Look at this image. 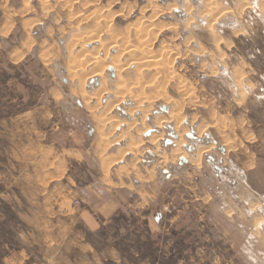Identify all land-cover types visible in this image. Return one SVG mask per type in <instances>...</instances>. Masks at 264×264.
Returning <instances> with one entry per match:
<instances>
[{
  "label": "rangeland",
  "instance_id": "obj_1",
  "mask_svg": "<svg viewBox=\"0 0 264 264\" xmlns=\"http://www.w3.org/2000/svg\"><path fill=\"white\" fill-rule=\"evenodd\" d=\"M51 1V4H44L43 0H35V3L47 6L49 20L54 19L57 26L61 25L60 17L73 14L77 8L75 4L73 8L71 3L69 6L61 5L63 0ZM186 1L88 0L90 4L84 8L86 18L89 14L93 18L88 16L90 19H85V29L73 36L59 31L69 53L62 59L59 54L55 56V59L60 58L63 62H55L52 68L54 74L51 88L55 99L59 101L55 117L61 119L59 125L66 126L67 131L69 127L79 130L80 134H75L78 138L73 140L81 142L83 147L79 143L80 147L73 152L81 153L83 157L80 160L77 157L71 158V154L67 153L69 151L59 147L66 138L72 140L73 129L67 132V136L64 133H53L50 126L42 125L40 120L36 122L37 129H33L29 127L31 119L25 115L22 117L27 119L21 123L0 120V264H205L201 262L204 258L201 245L208 242L211 248H217L218 256L223 255L225 258V261L221 260L217 264H254L242 252L246 253V249L254 250V246L257 247L255 250H259L262 244L256 241L257 244L253 242L247 248V236L244 243L243 234L231 227H223L224 216L210 210L217 205L224 208L226 199H222V192L218 189L220 186H212L210 178L206 182L205 174L214 171L213 166L206 167L205 162L223 160L225 171L230 170L227 164L231 162L242 168L249 179L247 185L245 183L246 188L256 191L257 195L251 201L243 197L239 201L234 199L235 205L245 208L249 206L252 211L258 209L264 214V0H189L194 8L188 13H182ZM133 10V17H127ZM118 13L122 14L115 19ZM94 17L98 20L101 17L102 23L106 22V17L107 29L100 32L98 44L88 43L87 40L84 43L82 36L86 39L87 33L98 30ZM68 18L74 19L72 15ZM136 22L137 27L141 22L138 29ZM143 26L156 32L153 31L154 35H151V31L145 28L149 32H143ZM141 30L144 39L139 34ZM133 31L135 34L138 31L137 35L141 37L135 38ZM124 37L125 41L128 40L127 44ZM111 38L115 46L109 44ZM141 40L145 41L141 43ZM79 41L81 45L75 53L73 50L77 49L75 45ZM150 42L152 46L144 47L149 46ZM123 44L127 48L132 44V50L128 52ZM134 44L140 49H136ZM111 46L115 50L110 51L108 48ZM159 49L160 52L163 50L162 53L158 52ZM153 56L159 59L156 65V57ZM81 58L95 66L81 71L86 73L82 75L83 78L81 74L79 77V74L74 73ZM160 58L164 60L163 63ZM159 65L162 70H170L161 73L158 71ZM72 70L73 77L70 74ZM141 70L147 74L143 71L145 74L140 76ZM126 75L132 77L129 79ZM164 75L167 77L163 78ZM116 77L118 84L125 81L119 84L123 85L121 88L115 82ZM83 79H86L85 83ZM126 80L128 84L132 82L131 85ZM139 82L145 83L143 87ZM140 87L143 89L139 92ZM30 90L32 94L35 93L36 87L32 85ZM1 94L5 95L0 87ZM118 95H121L120 99ZM12 111L13 108L4 109L0 102V119ZM42 115V111H39L36 117L43 118ZM108 117L116 118L112 127L107 122L103 125L104 118ZM157 119L159 122L162 119L161 124ZM89 123L95 131L97 126L103 125L102 132L106 134L102 135V140L96 133L92 140L87 137L86 126ZM111 128L115 133L108 131ZM107 143H110L109 146ZM121 149L124 154L119 153ZM126 151L133 154L135 159L143 155L142 164L154 162V155L159 160H167L166 166L175 163V159L180 156L190 160L187 175H181L175 182L188 193L187 198H193V245L188 244L191 242L189 235L183 237L185 242L182 241L183 245L176 247L175 257L166 255V259H162L157 256V249L168 253L167 248L173 244L166 241L167 236L162 234L166 247L160 248L154 235L157 231L153 230L152 238L147 235L143 229V214L138 208L133 211L131 207L130 215L120 213L112 221L105 220L99 226H95L84 211L89 208L85 200L82 201V196L88 194L87 187L93 183L99 185L106 182L112 164L122 158ZM206 154L213 159L208 161ZM188 174L193 175V187L188 186ZM231 175L235 173L231 171ZM228 186L230 190L239 189L234 182ZM212 190L214 194H211ZM247 195V192H243L242 196ZM163 208L167 214L171 212L168 205ZM229 212L227 215L232 213ZM262 217L254 219L255 228L263 222ZM208 223H218L221 228L217 224L215 227L218 226L220 230L211 226L214 229L211 231ZM170 232L168 235L175 237ZM254 236L258 240L264 238V228L256 231Z\"/></svg>",
  "mask_w": 264,
  "mask_h": 264
},
{
  "label": "crops",
  "instance_id": "obj_2",
  "mask_svg": "<svg viewBox=\"0 0 264 264\" xmlns=\"http://www.w3.org/2000/svg\"><path fill=\"white\" fill-rule=\"evenodd\" d=\"M50 2L52 1L43 0L44 4H51ZM71 6L75 8L73 3H71ZM46 9L47 6L35 3V0H0V87L5 94L0 95V102L4 109L6 107L13 108L11 113L5 114L0 120L21 123L30 118L32 123L29 121V127H33V129H37L36 122L40 120L42 125L50 126V131L53 133H64L67 136V132L73 128L69 127L67 131L66 126L59 125L61 119L55 117L59 101L55 99V93L51 88L54 74L52 68L55 62L59 63V60L63 62L61 59L69 53L66 43H62L63 39L61 40V38L63 36L59 35V31H62L65 35L73 36L84 30L87 22L68 18L70 16L65 14L59 18L61 25L57 26L54 19L49 20L48 10ZM78 12L83 13V15L86 13L84 9L75 8L73 15ZM133 12L134 10L127 17L130 18ZM118 16H121V14H115V19ZM84 22H86L85 25H83ZM54 32H57V34L55 35ZM82 40H85L84 36H82ZM80 45L81 41L76 43L75 48L77 49L73 52L76 53ZM58 54L61 59H55ZM32 85L36 87V92L33 94L30 90ZM39 111H42L43 118L36 117ZM23 115L27 118L22 117ZM71 131L72 140L66 138L59 147L63 151H69L70 153H67L68 155L71 154V158L77 157L80 160L79 158L82 159L83 155L73 152L80 147L79 143L81 142H74L75 140H73L76 137L78 138L75 134L80 133L77 129ZM86 131L87 137H91L90 140L93 139L92 136L95 133L97 134L91 123L86 126ZM89 131L90 135L88 134ZM68 135L70 136L69 133ZM71 141L72 143H70ZM154 157L155 164L154 162L142 164L143 155L135 159L133 154L126 153L121 159L112 164V171L106 182L99 179L103 184H91L87 187L89 189L88 194L81 196L82 201L85 200L84 203L89 206L84 211L95 226L102 225L108 219L112 221L123 212L130 215L129 208L131 207L134 208L133 211L138 208L143 214L142 218L145 221L143 229L147 235L152 238L153 230H156L157 234L154 235L160 248L162 246L166 247L165 241L162 240L165 239L163 235L167 236L166 241L173 244V246L170 245L167 248L168 253L167 251L163 253L162 249L156 251L159 258L166 259V255L175 257L176 247L183 245L182 241L185 242L183 237L189 235L191 242L188 244L193 245V198H187L188 193L184 192V189L175 182V179H178L181 175H187L190 160L180 156L175 159V163L166 166L167 160H159L156 155ZM206 158L208 161L213 159V157H207V154ZM134 159L136 163H134ZM227 165L235 175H231L230 170H224L223 160L216 159L209 161V163L205 162V166H213L212 170L214 171L212 174H205L206 182L210 178L212 186H220L218 189L222 192V199H226L224 208L217 205L210 210L215 214L221 213L224 216L223 227H231L239 234H243V240L247 236L248 243L246 244L244 240L245 245L248 246L247 248H250L253 242H260L262 247H259V250H255L257 248L255 246L253 247L254 250L245 248L247 254L241 251L240 246H238V250L240 248L245 257L254 264H264V238L258 240L254 236L256 231H262V228H264V217H262L263 222H260L257 228L253 226L254 219L261 215L264 216V214L260 213L258 209L252 211L249 206L247 208L244 206L237 207L234 202V199L239 201L242 197L251 201L254 195H257V192L251 188L249 190L246 188L249 179L242 168L233 162ZM145 170L152 171V173L148 174ZM179 170H182V174L178 172ZM188 175L190 176L188 186L193 187V175ZM232 182L237 185L238 190L236 188L230 190L231 188L228 185ZM210 192L214 194L215 191ZM243 192H247L248 195L242 196ZM211 194H208L210 198ZM165 205H168L171 209L169 214L163 208ZM229 211H232V213L227 215ZM217 224L208 223L207 225L210 227L209 230L213 231L214 229L212 230L211 226L215 227ZM218 226L221 228L219 224ZM218 226L215 227L217 231L220 230ZM178 229L182 230L177 232ZM164 231H171L170 233L176 238L169 236L168 232L165 233ZM212 238L214 240V237ZM201 249L203 250L201 254L204 255L201 262L217 264L221 260L225 261L223 255H217V248L210 247L209 242L202 244ZM236 254L242 256L239 253ZM190 256L192 258V253H190Z\"/></svg>",
  "mask_w": 264,
  "mask_h": 264
},
{
  "label": "bare ground",
  "instance_id": "obj_3",
  "mask_svg": "<svg viewBox=\"0 0 264 264\" xmlns=\"http://www.w3.org/2000/svg\"><path fill=\"white\" fill-rule=\"evenodd\" d=\"M74 1H75V0H65V1L63 0L62 3H64L63 5H67V6H69V3H72V2H73V4H75L77 8H81V9H84L86 5L89 6V3H88L86 0H77V1H75V2H74ZM91 4H92V3H91ZM61 5H62V4H61ZM67 6H66V8H68V9L71 8V6H70V7H67ZM193 8H194V6H193L192 2L188 0V2L186 1V4L184 5V7H183V9H182V13H186V12L188 13V12L191 11ZM71 9H72V8H71ZM130 9H131V8H130ZM152 10H153V9H152ZM101 11H102V10H101ZM154 11H156V10H154ZM73 12H74V11H73ZM68 13L70 14L71 11L69 10ZM133 13H134V12H133ZM159 13H160V12H159ZM203 13H206V12H203ZM119 14H120V13H119ZM121 14H122V13H121ZM129 14H130V13H129ZM129 14H127V15H129ZM70 15H73V14L71 13ZM70 15H69V16H70ZM90 15H91V14L87 15V18H89ZM92 15H93V14H92ZM109 15L112 16L111 14H109ZM109 15H108V18H109ZM127 15H126V16H127ZM154 15H156V14H154ZM186 15H187V14H186ZM203 15H204V14H203ZM88 16H89V17H88ZM94 16H95V15H94ZM189 16H190V15H189ZM66 17H67V16H66ZM73 17H74L75 20H80V21H81V20L86 21L85 19H87V18H86V14L83 15V13L80 14V12H78L77 14H74ZM96 17H97V16H96ZM96 17H94V18H96ZM98 17H99V16H98ZM98 17H97V18H98ZM103 17H104V16H103ZM132 17H133V16H132ZM153 17H154V16H153ZM186 17H187V16H186ZM90 18H93V17H90ZM90 18H89V19H90ZM97 18H96V20H97L98 22H96V20H94V21H95L94 24L97 26V29H98V30H97V31H94V32H92V33H90V32L87 33V35L85 36L86 39L84 38L85 41L87 40L86 42L91 43V44H92V43H93V44H98V39H99L98 37H99V35H100V32L102 31V33H103V32L107 29V28H106L107 25L105 26V24L107 23V18H106V17L104 18V20L106 19V20H105V21H106L105 23H102V21L100 20V19H102L101 17H100V19H99L100 21H99ZM67 19H68V18H67ZM109 19H110V18H109ZM109 19H108V20H109ZM189 19H190V18H189ZM139 20H140V19H139ZM186 20H187V19H186ZM80 21H77V22H80ZM149 21H151V20H149ZM149 21H147V22H149ZM187 21H188V20H187ZM191 21H192V20H191ZM81 22H82V21H81ZM91 23H92V22H91ZM139 23L141 24V22H139ZM189 23H190V20H189ZM189 23L187 22L186 25L188 26ZM71 24H72V23H71ZM140 24H139V26H140ZM143 24H144V23H143ZM95 25H94V26H95ZM112 25H113V24H112ZM136 25H138L137 22L135 23V26H136ZM144 25H145V24H144ZM139 26H138V27H139ZM150 26H151V28H153V27H152L153 25H150ZM109 27H110V26L108 25V28H109ZM111 27H112V26H111ZM132 27H134V25H132ZM136 27H137V26H136ZM138 27H137V29H138ZM148 27H149V26H148ZM189 27H190V26H189ZM144 28H145V26H143V30L147 29V27H146L145 29H144ZM149 28H150V27H149ZM151 28H150V29H151ZM123 29H124V28H123ZM135 29H136V28H135ZM137 29H136V30H137ZM150 29H147V30L151 31L152 29H151V30H150ZM154 29L157 30L156 28H154ZM108 30H109V29H108ZM136 30H135V31H136ZM143 30H141L140 33H139V34H142V37L144 36V33H142ZM149 31H148V32H149ZM153 31H154V30H153ZM153 31H151V35H154V34H152ZM133 32H134V31H133ZM137 32H138V31H137ZM137 32H136V34H135V32H134V34H135V35H134L135 38H136L137 36H140L139 34L137 35ZM143 32H147V31L145 30V31H143ZM148 32H147V33H148ZM154 32H156V31H154ZM159 32H160V31H159ZM159 32H157V33H159ZM98 33H99V34H98ZM128 33H129V32H128ZM104 34H105V33H104ZM145 34H146V33H145ZM122 35H123V34H122ZM123 36H126V35H123ZM129 36H130V35H129ZM78 37H79V36H78ZM100 37H102V36H100ZM117 37L119 38V35H117ZM120 37H121V35H120ZM140 37H141V36H140ZM148 37H149V35H148ZM148 37H147V38H148ZM79 38H80V37H79ZM118 38H116V39H118ZM128 38H130V37H128ZM144 38H145V37H143V39H144ZM152 38H154V37H152ZM152 38H151V39H152ZM155 38H156V35H155ZM111 39H112V40H111ZM111 39H110L111 42H109V44H113V45H114V42H112V41H114V40H113V38H111ZM140 39H142V38H140ZM119 40H122V39H119ZM132 40H134V39H132ZM132 40H131V41H132ZM147 40H148V39H147ZM152 40H153V39H152ZM152 40H151V41H152ZM85 41L83 40L82 42L86 43ZM124 41H125V37H124ZM124 41L122 40L121 42L124 43ZM127 41H128V40L126 39L125 44H127V43H126ZM131 41H130V42H131ZM138 41H139V40H138ZM143 41H145V40H141V43H142ZM136 42H137V41H136ZM146 42H148V41H146ZM152 42H153V41H152ZM152 42H150L151 44H149V46H146V45H148V43H145V42H144V44H146V45H145V46L142 45V46H144V47H148V48H149L150 45L152 46V44H153ZM128 43H129V42H128ZM117 44H118V43H117ZM137 44H138V43H137ZM137 44H136V45H137ZM162 44H163V43H161L160 46H162ZM99 45H100V43H99ZM115 45H116V44H115ZM115 45H114V46H115ZM118 45H119V44H118ZM123 45H124V44H123ZM123 45H122V46H123ZM129 45H130V44H129ZM129 45H127V46H129ZM114 46H111L110 48H108V47H109V46H108L107 48H108L110 51H111L112 49L115 50ZM124 46H125V45H124ZM124 46H123V47H124ZM133 46H135V44H134ZM142 46L139 45V47H142ZM97 47H99V46H97ZM100 47H101V46H100ZM125 47H126V46H125ZM131 47H132V44H131ZM131 47H128V48L126 47V50H127V51H128V50H132L133 47H132V48H131ZM162 47H163V46H162ZM117 48H118V47H117ZM117 48H116V49H117ZM135 48H136V46H135ZM135 48H134V49H135ZM160 48H161V47H160ZM96 49H97V48H96ZM98 49H99V48H98ZM124 49H125V48H124ZM136 49H138V46H137ZM139 49H140V48H139ZM139 49H138V50H139ZM143 49H144V48H143ZM99 50H100V49H99ZM101 50H102V49H101ZM103 50H104V49H103ZM126 50H125V51H126ZM141 50H142V49H141ZM141 50H140V53L143 51V50H142V51H141ZM167 50H168V49H167ZM94 51H95V50H94ZM96 51H97V50H96ZM116 51H117V50H116ZM116 51H115V53H117ZM125 51H124V52H125ZM162 51H163V50H162ZM162 51L160 52V49H159L158 52L162 53ZM164 51H165V50H164ZM100 52H101V51H100ZM105 52H106V51L104 50V53H105ZM128 52H129V51H128ZM131 52H132V51H131ZM147 52H148V51H147ZM149 52H150V50H149ZM165 52H166V51H165ZM102 53H103V51H102ZM106 53H107V52H106ZM106 53H105V55H106ZM133 53H134V52H133ZM142 53H143V52H142ZM160 53H159V54H160ZM81 54H82V53H81ZM119 54H120V56H121V53H120V52H119ZM126 54H128V53H126ZM151 54H152V53H151ZM167 54H168V53H167ZM169 54H170V53H169ZM172 54H173V53H172ZM95 55H96V53H95ZM143 55H144V54H142V57H143ZM147 55H149V54L147 53ZM147 55H146V56H147ZM157 55H158V54H157ZM157 55H156V56H157ZM93 56H94V55H93ZM98 56H99V55H98ZM113 56H115V55H113ZM123 56H124V55H123ZM127 56H129V55H127ZM137 56H138V55H137ZM140 56H141V55H140ZM156 56H155V57H156ZM158 56H159V55H158ZM172 56H174V55H172ZM82 57H83V56H82ZM94 57H95V56H94ZM94 57H93V58H94ZM96 57H97V56H96ZM107 57H108V56H107ZM116 57H117V55H116ZM148 57H150V56H148ZM148 57H147V58H148ZM151 57H152V56H151ZM155 57L153 56V58H155ZM168 57H170V56L168 55ZM108 58H109V57H108ZM111 58H112V57H111ZM111 58H109V59H111ZM133 58H134V57H133ZM136 58H138V57H136ZM143 58H144V57H143ZM143 58H141V61H142ZM158 58H159V57H158ZM165 58H167V57H165ZM97 59H98V58H97ZM97 59L95 58V60H97ZM101 59H102V58H101ZM113 59H114V58H113ZM120 59H121V58H120ZM128 59H129V61H130V58H128ZM128 59H127L125 62H127ZM134 59H135V58H134ZM160 59H161L160 61L163 63L164 60L162 61V58H160ZM171 59H172V58H171ZM102 60H103V59H102ZM104 60H105V58H104ZM104 60H103V61H104ZM106 60H107V59H106ZM115 60H116V59L112 60V61H114L115 63L111 61L110 64H111V63H112V65H113V63L116 64V61H115ZM131 60H133V59H131ZM81 61H82V58H81V60L78 62L77 68L75 69V72H74V73H76V75L79 74V77H80V74H81V78H83L82 75H84V74H86V73H85V71H84V73H82L81 71L85 70L86 67H90V68H91L93 65H92V64H89L90 62L87 63V62H84V61L81 62ZM92 61H93V60H91V62H92ZM97 61H98V60H97ZM156 61H159V59L157 60V57H156V60H155V65H156ZM165 61H168V60L165 59ZM94 62H95V61H94ZM98 62L103 63L101 60H99ZM117 62H119V61H117ZM125 62H124V63H125ZM130 62H131V61H130ZM132 62H133V61H132ZM142 62H143V61H142ZM144 62H146V61H144ZM95 63H96V62H95ZM105 63H106V61H105ZM135 63H137V62H135ZM153 63H154V61H153ZM165 63H166V62H165ZM168 63H169V62H168ZM168 63H167V64H168ZM96 64H97V63H96ZM122 64H123V63H122ZM126 64H127V63H126ZM138 64H139V63H138ZM140 64H141V62H140ZM144 64L146 65V63H144ZM147 64H148V61H147ZM157 64H158V62H157ZM104 65H105V64H104ZM120 65H121V64H120ZM124 65H125V64H124ZM124 65H121V66H124ZM128 65H129V63H128ZM149 65H150V64H149ZM151 65H153V64H151ZM160 65H162V64H160ZM160 65L157 66V67H159L158 71L160 70L161 73H162L164 70H168V69H169V68H168V69H164V68H163L164 70H162L161 68H162L163 65H162V66H160ZM99 66H100V65H99ZM106 66H108V65L106 64ZM115 66H116V65H115ZM118 66H119V64H118ZM93 67H95V66H93ZM126 67H127V65H126ZM126 67H125V68H126ZM134 67H135V66H134ZM144 67H145V66H144ZM152 67H153V66H152ZM160 67H161V68H160ZM116 68H118V67H116ZM125 68H124V69H125ZM135 68H136V67H135ZM149 68H150V67H149ZM92 69H93V68H92ZM97 69H98V68H97ZM113 69H114V68H113ZM122 69H123V68H122ZM143 69H145V68H143ZM155 69H157V68H155ZM76 70H77V71H76ZM101 70H103V69H101ZM114 70H115V69H114ZM118 70H119V69H118ZM135 70H136V69H135ZM146 70H149V69H146ZM150 70H151V69H150ZM153 70H154V69H152V71H153ZM169 70H170V69H169ZM141 71H142V70H141ZM143 71H145V70H143ZM143 71H142V72H143ZM155 71H156V70H155ZM155 71H153V72H155ZM72 72H73V70L71 71L70 74H71L72 77H73V74H74V73L72 74ZM90 72H91V70H90ZM92 72H93V71H92ZM133 72H134V71H133ZM135 72H136V71H135ZM142 72H140V76H141L142 74H145V73L147 74L146 71H145V73H144V72L142 73ZM148 72H149V71H148ZM165 72H166V71H165ZM165 72H164V73H165ZM131 73H132V72H131ZM155 73H156V72H155ZM161 73H159V75H160ZM166 73H167V72H166ZM166 73H165V74H166ZM90 74H91V73L88 72V75H90ZM135 74H136V73H135ZM149 74H150V73H149ZM157 74H158V73H157ZM94 75H95V74H94ZM132 75H133V74H132ZM90 76H91V75H90ZM98 76H99V75H98ZM116 76H117V75H116ZM134 76H135V75H134ZM140 76H139V77H140ZM150 76H151V75H150ZM161 76H163V75H161ZM167 76H168V74H167ZM167 76L164 75L163 78H165V77H167ZM75 77H76V76H75ZM88 77H89V76H88ZM88 77H87V78H88ZM130 77H132V76H130ZM130 77H128V76L126 75V78H129V79H130ZM136 77H137V74H136ZM157 77H158V76H157ZM84 78H85V77H84ZM133 78H134V77H133ZM133 78H132V79H133ZM158 78H161V77H158ZM83 80H84V79H83ZM85 80H86V79H85ZM85 80H84V83H85ZM117 80H118V79H117V77H116V81H115L116 84H118V83H117ZM119 80H122V79L119 78ZM123 80H124V79H123ZM123 80H122V81H123ZM135 80H137V79H135ZM151 80H152V79H151ZM156 80H157V79H156ZM126 81H127V80H126ZM164 81H165V80H164ZM81 82H82V80H81ZM133 82H135V81H133ZM137 82H138V80H137L135 83H137ZM140 82H141V81H140ZM140 82H139L138 84H141ZM149 82H150V84H151V81H149ZM152 82H153V80H152ZM82 83H83V82H82ZM82 83H81V84H82ZM123 83H125V81H123V82L120 81L119 84L121 85V84H123ZM130 83H132V82H130ZM130 83L128 84V81H127V84H128V85H131ZM155 83H156V82H155ZM116 84H115V86L117 87ZM119 84H118V85H119ZM144 84H145V83H142L141 86L144 85ZM120 85H119V86H120ZM135 85H137V84H135ZM83 86H84V84H83ZM103 86H104V85H103ZM119 86H118V87H119ZM122 86H123V85H122ZM122 86H120V88H121ZM148 86H149V85H148ZM150 86L152 87V85H150ZM153 86H155V84H154ZM157 86H159V84H157ZM157 86H156V87H157ZM131 87H133V86H131ZM142 87H143V86H142ZM142 87H140L139 92H140V90H141ZM144 87H145V86H144ZM103 88H104V87H103ZM103 88H101V90H102ZM126 88H127V87H126ZM135 88L137 89V87H135ZM135 88H134V89H135ZM161 88H162V86H161ZM116 89H117V88H116ZM118 89H119V88H118ZM136 89H135V90H136ZM142 89H143V88H142ZM126 90H128V89H126ZM155 90H157V89H155ZM104 91H105V90H104ZM132 91H133V90H132ZM159 91H160V90H159ZM101 92H102V91H100V93H101ZM137 92H138V91H137ZM144 92H145V91H144ZM144 92H143V93H144ZM130 93H131V92H130ZM132 93H135V92H132ZM132 93H131V94H132ZM153 93H154V92H153ZM83 94H85V93H83ZM118 94H119V93H118ZM82 96H83V95H82ZM99 96H100V95H99ZM118 96H119V99H120V96H121V95H118ZM88 97H89V96H87V98H88ZM122 97H123V96H122ZM133 97H134V96H133ZM144 97H145V96H144ZM156 97H157V96H156ZM158 97H159V96H158ZM82 98H83V97H82ZM84 98H85V97H84ZM87 98H86V99H87ZM115 98H116V97H115ZM115 98H114V99H115ZM100 99H101V98H99V100H100ZM145 99H146V98H145ZM99 100H97V101H99ZM102 100H103V99H102ZM141 100H142V99H141ZM97 101H96V102H97ZM100 101H101V100H100ZM118 101H120V100H118ZM121 101H122V99H121ZM121 101H120V102H121ZM139 101H140V100H138V102H139ZM113 102H115V100H114ZM136 102H137V100H136ZM110 103H111V102H110ZM117 103H118V102H116L115 104H117ZM142 103H143V102H142ZM97 104H99V103L97 102ZM97 104H96V105H97ZM112 104H113V103H112ZM118 104H119V103H118ZM106 105H107V104H106ZM110 105H111V104L108 105L109 108H110ZM100 106H101V105H100ZM98 107H99V106L97 105V108H98ZM138 107H139V106H138ZM95 108H96V107H95ZM109 108H107V106L105 107L106 111H107V109H108L107 113L110 114V112H109L110 109H109ZM112 108H113V107H112ZM112 108H111V109H112ZM136 108H137V107H136ZM136 108H134V110H135ZM114 109H115V107H114ZM132 110H133V109H132ZM142 110H143V109H142ZM103 111H104V113H105V110H103ZM136 111H137V110H136ZM128 112H129V111H128ZM143 112H144V110H143ZM144 114H145V113H144ZM171 114H172V113H171ZM102 115H103V113H102ZM98 116H99V114H98ZM109 116H110V115H109ZM176 116H177V115H176ZM176 116H175V117H176ZM103 117H106V116L104 115ZM103 117H102V118H103ZM141 117H142V116H141ZM155 117H156V116H155ZM171 117H172V116H171ZM97 118H98V117H97ZM102 118H101V119H102ZM108 118H109V119H108ZM108 118H107V119L104 118V120H103V121H104V122H103V125L106 124V122H107V124H110V127H112V125H115V124H113V122H114V120H115L116 118H115V117H114V118L111 117V118H113V119H111L110 117H108ZM156 118H157V117H156ZM156 118H155V121H156ZM169 118H170V117H169ZM173 118H174V117H173ZM173 118H172V119H173ZM101 119H99V120H101ZM145 119H146V118H145ZM157 120H158V119H157ZM133 121H134V120H133ZM161 121H162V119H161ZM161 121H160V122H161ZM174 121H175V120H174ZM101 122H102V120H101ZM117 122H118V121H117ZM158 122H159V120H158ZM160 122H159V123H160ZM98 123H99V122H98ZM147 123H148V122H147ZM153 123H154V122H153ZM99 124H100V123H99ZM118 124H119V123H118ZM120 124H121V123H120ZM160 124H161V123H160ZM103 125L101 124V127L97 126V135H98V137H99L100 140H102V139L104 138V137L102 138V135L104 136V135L106 134V133H103V132H102V129H104ZM156 125H159V124L156 123ZM116 126H117V125H116ZM116 126H115V127H116ZM146 126H147V125H146ZM108 127H109V126H108ZM147 127H148V126H147ZM126 128H127V127H126ZM111 129H112V128H111ZM111 129H108V131H109V132H114L113 129H112V131H111ZM138 130H139V129H138ZM109 132H108V133H109ZM121 132H122V131H121ZM121 132H120V133H121ZM138 132H139V131H138ZM114 133H115V132H114ZM136 133H137V132H136ZM127 134H128V133H127ZM138 134H139V133H138ZM107 135H109V134H107ZM107 135H106V136H107ZM110 135H111V133H110ZM120 135H121V134H119L118 136H120ZM121 136H123V135H121ZM98 137H97V138H98ZM106 138H107V137H106ZM118 138H119V137H118ZM118 138H117V139H118ZM120 139H121V138H120ZM96 142H98V141H96ZM105 142H106V141H105ZM105 142H104V143H105ZM107 142H108V140H107ZM113 142H114V141H113ZM115 142H116V140H115ZM150 142H151V141H150ZM100 143H101V142H100ZM100 143H99L98 145H101ZM110 143H112V142H110ZM110 143H107L108 146H109ZM135 144H136V143H135ZM133 145H134V144H133ZM104 146H106V144H105ZM138 146H139V144H138ZM100 147H101V146H100ZM134 147H135V146H134ZM107 148H108V147H107ZM125 149H126V148H125ZM102 150H104V149H102ZM122 150H123V149H121L119 153H121ZM126 150H130V149L127 148ZM131 150H132V149H131ZM126 152H127V151H126ZM126 152H125V155H126ZM132 152H133V150H132ZM101 153H102V152H101ZM122 153L124 154V151H123ZM127 153H129V151H128ZM123 154H121V155H123ZM121 155H120V157H121ZM117 156H118V155H117ZM115 157H116V156H115ZM122 157H123V156H122ZM118 158H119V157H118ZM114 159L116 160V158H114ZM120 159H121V158H120ZM115 160H114V161H115ZM118 160H119V159H118ZM101 161H103V160H101ZM103 163L105 164V161H104ZM103 163H101V165H102ZM106 163H107V162H106ZM105 166H106V164H105ZM103 167H104V166H103ZM100 168L102 169V167H100ZM102 170H103V169H102Z\"/></svg>",
  "mask_w": 264,
  "mask_h": 264
}]
</instances>
